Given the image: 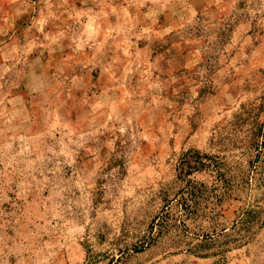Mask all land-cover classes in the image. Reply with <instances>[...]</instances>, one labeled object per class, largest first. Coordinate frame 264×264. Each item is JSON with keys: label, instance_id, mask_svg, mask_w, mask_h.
<instances>
[{"label": "rangeland", "instance_id": "1", "mask_svg": "<svg viewBox=\"0 0 264 264\" xmlns=\"http://www.w3.org/2000/svg\"><path fill=\"white\" fill-rule=\"evenodd\" d=\"M219 251L264 264V0H0V264Z\"/></svg>", "mask_w": 264, "mask_h": 264}, {"label": "trees", "instance_id": "2", "mask_svg": "<svg viewBox=\"0 0 264 264\" xmlns=\"http://www.w3.org/2000/svg\"><path fill=\"white\" fill-rule=\"evenodd\" d=\"M206 160H209V157L207 155H201L198 151L195 152V156H192L186 160V166L190 171H213V164L207 163ZM191 173V172H190ZM200 185V183H193L192 184V191L189 193L190 196L195 195V188L197 187L196 185ZM203 186V184H201ZM220 190V189H218ZM226 195V192H220V194H216L217 199H223V197ZM252 212V211H251ZM250 212V213H251ZM249 213V214H250ZM206 246V242L199 244L194 250V252L199 255L200 257H207L209 254H204L202 252V248ZM211 255V254H210ZM213 256H216V261L214 264H227L228 263V258L226 256V251H219L212 253Z\"/></svg>", "mask_w": 264, "mask_h": 264}]
</instances>
